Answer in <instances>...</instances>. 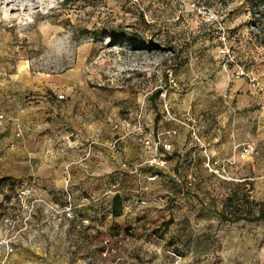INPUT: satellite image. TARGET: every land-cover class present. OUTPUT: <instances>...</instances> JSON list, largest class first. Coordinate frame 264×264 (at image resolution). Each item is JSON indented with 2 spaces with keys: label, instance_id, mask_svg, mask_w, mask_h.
I'll return each mask as SVG.
<instances>
[{
  "label": "rangeland",
  "instance_id": "rangeland-1",
  "mask_svg": "<svg viewBox=\"0 0 264 264\" xmlns=\"http://www.w3.org/2000/svg\"><path fill=\"white\" fill-rule=\"evenodd\" d=\"M239 79L244 83L237 85ZM246 93L250 99L243 102ZM27 116L32 122L25 125ZM142 127L152 138L176 130L172 149L160 145L157 152L183 175L191 198L183 205L192 206L175 212V198L161 194L135 203L139 224L121 228L116 217L122 204L96 205L89 191H80L76 203L103 221L96 226L99 256L103 238L111 237L115 251L103 256L123 250L126 264H264V220H233L264 209V195L250 193L246 181L209 171L199 144L202 138L212 147L226 129L232 140L234 130L237 138L252 135L251 154L264 150V2L0 0V224L19 184L37 188L34 172L48 164L59 172L63 161L80 154L68 144L77 132L110 141L127 129L133 154L149 158L156 149L139 140ZM193 130L200 140L191 137ZM189 155L194 163H180ZM111 159L117 168L103 186L107 194L123 186L128 173ZM191 171L197 180L189 185ZM163 172L146 165L141 182L151 187L161 180L165 187L172 179L160 177ZM151 174L158 176L150 180ZM64 184L65 201L74 205V190ZM96 187L99 194L102 185ZM32 188L33 196L57 202ZM125 232L133 237L128 246L122 244L126 237L115 239Z\"/></svg>",
  "mask_w": 264,
  "mask_h": 264
},
{
  "label": "crops",
  "instance_id": "crops-1",
  "mask_svg": "<svg viewBox=\"0 0 264 264\" xmlns=\"http://www.w3.org/2000/svg\"><path fill=\"white\" fill-rule=\"evenodd\" d=\"M236 83L237 85H241L244 83V79H239ZM245 95L246 97L244 98L243 102L250 99V96L247 93ZM28 118V116L23 118V120H25L23 122L25 125L32 122V120ZM125 132L128 134L127 129L126 131L120 129V135L110 141L99 139V137H97L94 132L92 134H89L87 137L77 132V136L74 140L71 138L70 140L68 139V144L69 146H77L80 150V154L77 153V156L72 157V160L70 161H63L59 172H57V169H52L51 167H49L50 164H48L47 168L43 172H34L35 175L40 176V178L38 176L37 178H35L37 182V188L31 187L34 192L37 193L40 190L42 191L43 189L44 191L40 193L44 194V196L47 197H49L50 195V198L52 196L53 198H55L54 201L60 203L66 202L64 189L67 185L64 184L65 180L66 183L68 182L71 184V189L74 190L73 194L75 200L74 205L76 218L71 220L70 225L64 223L63 229L55 236L54 239L46 240L44 236L40 235L38 242H31L25 246H22L8 256H5L6 253L4 248L0 247V264H126L125 259L128 254L123 250H117L118 252L114 256H111L109 258L103 256V251L100 252L101 256H99L97 250V243L99 238L96 234V226H99V224H103V221L101 219V216L96 214L94 211H92L91 209H86V207H80V205L76 203L79 200L77 196L79 195L80 191H89L88 193L90 194V196L93 195L94 197V204L98 205L99 203H104V206H106V208L109 207V209H112L113 205H115V196L118 195L120 197L119 205L122 204L123 206V213L121 216H119V218L118 216L116 217V223L121 225V228H123V226L125 225L127 226L132 222H134L135 224H139V221H136V218L133 216V205H135V203H140L139 201L141 199H153V201H157L156 196L166 193L168 194L169 198H175L173 209L175 210V212L178 210L183 211V208L188 209V207L192 206L191 203L189 205H183V203H185V197L186 199L188 197L189 200H191V198L186 194L183 188V175H181V173L175 168L168 167L169 164H167L166 167L153 166L154 168H159L160 171H164L162 175L159 174L160 177L168 175L169 178L172 179V181H170L169 183L166 182V180L164 181V183H166L165 187L162 186L163 182L161 180L158 184H152L151 187L149 185V183L151 182L148 181L149 183H147L146 186L141 182L144 176V167H146V165L149 166V164L146 162L147 157L146 154L142 155L137 153L138 156H135L133 154L132 150L135 145L133 146L125 139L127 137L125 135ZM233 134V136L235 137L234 140L230 138L231 136H229V138H226L225 129L223 134L224 137L221 138L222 135H219L218 143L212 145V147H209L208 143L201 138V142L199 144L201 147V153L204 155V166L206 167V157L204 151L205 148L213 155L216 154V156L218 157L217 159L219 160H234V163L225 161V166L229 174L232 176V179L246 181L244 184L249 189L250 193L256 192L264 195V155H262L264 154V150L260 148V150H262L261 154L259 155L260 157L253 154L249 155L248 158H243L244 156L241 157V151L238 149L239 147L235 148V146L248 142L247 139L251 138L252 135L249 136L250 134H248L246 136H239V138H237L236 130L233 131ZM191 137L194 138L192 133ZM97 143H100L99 145L101 146H97ZM127 148L129 151L126 150ZM111 157L116 158V163L120 165L121 170L128 171V173L124 176V185L118 186L115 189L114 193L112 192L113 195L107 194L108 190L102 192L105 189L103 186L106 185L105 183L107 182V178H109V173L117 168V166L115 165V161L112 160ZM192 157L193 156L191 155L185 156L181 158L180 163H182L185 159L187 160V162H192ZM195 159L196 158H193V161H195ZM123 162L135 163L139 166L134 171L126 170L121 167V164ZM174 172L178 174V176L180 177L179 179L174 177ZM118 176H120V178L122 179V175ZM155 176H158V174H156ZM187 177L189 180L186 183L192 185L193 183H195V180H197V173L191 171L187 174ZM52 181H56V184H54V186L52 185ZM75 183H77V185ZM28 184L31 185L32 182H28ZM97 184L102 185L99 194L95 189L97 188ZM124 190L126 192H122ZM92 192L94 194H92ZM127 194L130 197L127 201L123 200L124 195ZM161 199L164 200L163 198ZM131 205L133 207H131ZM187 217H191L190 213ZM82 218H88L89 222L86 224L82 223ZM107 219L108 217H106V220L104 221L106 224L105 227L108 225ZM87 231L89 234L88 236L84 237L83 235ZM3 234L4 230L1 220L0 237H2ZM127 236V240H124V237ZM120 237H122V240H124L122 242L124 246H128L129 243L132 242L131 239H133L131 234L126 232L124 234H120V236L115 237V239ZM109 239L114 240L111 237L103 238V249H105L106 246L105 241ZM122 244L119 248L122 247ZM102 256L107 260L101 261V263H99V259H103Z\"/></svg>",
  "mask_w": 264,
  "mask_h": 264
},
{
  "label": "built area",
  "instance_id": "built-area-1",
  "mask_svg": "<svg viewBox=\"0 0 264 264\" xmlns=\"http://www.w3.org/2000/svg\"><path fill=\"white\" fill-rule=\"evenodd\" d=\"M204 14L212 19V15L204 11ZM239 74L244 75L246 71L244 68H239ZM176 130H167L161 134H158L155 138L148 136L143 133V127L139 135V140L145 146V148L154 147L155 154L147 158L146 162L155 167H166L168 164V159L164 153L157 152L160 145L164 147L166 151L172 149V143L169 138L174 135ZM195 138L200 140L196 130L192 131ZM241 147L242 155H250L254 149L255 144L251 141L245 142L243 144H238L235 148ZM205 165L209 169L225 179H232L229 174L225 164L227 162L234 163V160H219L214 158V156L206 148ZM138 164L123 162L121 167L126 170L134 171L138 168ZM174 177L179 179L178 174L174 172ZM155 175L149 176L150 180L155 179ZM118 186V184H116ZM88 198H85L87 200ZM140 203H145V199H141ZM8 211L2 217V224L4 234L0 237V247H3L6 255L15 252L20 247L25 246L31 242L36 243L39 240L40 235L44 236L46 240L54 239L55 236L61 232L64 223L70 225L71 220L76 218L75 206L68 199L66 203L60 202H47V200L33 196L31 187L26 183L19 184L17 187L16 194L12 195L8 201ZM82 223H88V218H82ZM66 227V226H65ZM51 228V229H50ZM128 238V236L126 237ZM122 239L118 243H121ZM105 249L103 251L104 255L115 251V245L111 243L110 240L105 241ZM174 255L182 259L181 254L173 252ZM187 264H189L187 262Z\"/></svg>",
  "mask_w": 264,
  "mask_h": 264
},
{
  "label": "trees",
  "instance_id": "trees-1",
  "mask_svg": "<svg viewBox=\"0 0 264 264\" xmlns=\"http://www.w3.org/2000/svg\"><path fill=\"white\" fill-rule=\"evenodd\" d=\"M264 2V0H262ZM135 37H139L138 35H134ZM159 92H157L158 94ZM120 204V197L118 195L115 196V205L118 206ZM222 217L224 219H228L225 214H222ZM257 220V219H263L264 220V209H260L259 213L257 214H247V213H241V214H236L233 218L234 221H239V220Z\"/></svg>",
  "mask_w": 264,
  "mask_h": 264
}]
</instances>
